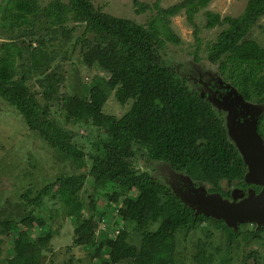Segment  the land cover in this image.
I'll use <instances>...</instances> for the list:
<instances>
[{"label":"trees","instance_id":"1","mask_svg":"<svg viewBox=\"0 0 264 264\" xmlns=\"http://www.w3.org/2000/svg\"><path fill=\"white\" fill-rule=\"evenodd\" d=\"M159 1L149 5L132 0L136 13L150 10L143 24L103 12L94 0H51L45 5L38 0H4L0 5V29L8 33V39L0 41V98L21 115L31 133L81 171L58 176L34 195L27 191L21 196L33 208H40L45 198L60 200L67 216L75 219L73 245L87 247L91 259L105 253L108 260L101 264H180L177 233L204 225L222 228L230 241L240 235L241 225H253L252 237L264 233V225L255 230L254 223L245 222L233 228L221 219L196 214L167 185L165 175L157 177L163 166L186 174L194 186L207 183L208 192L228 197L229 189L225 191L220 183L226 181L228 188L245 186L247 170L199 76L186 77V71L160 55L168 43H181L169 23L181 12L194 26L195 44L200 43L194 17L211 0H182L168 8ZM203 13L206 27L219 22L210 11ZM263 16L264 0H248L243 13L207 46V61L217 65L223 81L244 101L263 106L256 130L264 143V76L260 75L264 45L250 38ZM74 32L79 36L70 41ZM69 44L68 51L64 48ZM197 46L196 62L200 60ZM74 53L77 59L68 75L74 87L67 93L62 90L67 77L60 72L61 62ZM81 76L89 80L84 82ZM110 94L121 105L130 103L121 116L105 111ZM72 125L97 129L89 148ZM141 158L145 166L136 167ZM87 159L95 164L93 168ZM88 170L93 173L94 193L85 203L78 193ZM100 194L105 199L103 209L96 204ZM37 218L29 212L18 221L0 222V234L11 239L8 256L0 264H42L52 233L40 232L29 241L34 229L29 225ZM102 218L121 227L115 236L104 230L95 240ZM16 231L25 233L19 237ZM250 255L258 259L256 252ZM194 257L197 264L210 258L204 253Z\"/></svg>","mask_w":264,"mask_h":264},{"label":"rangeland","instance_id":"2","mask_svg":"<svg viewBox=\"0 0 264 264\" xmlns=\"http://www.w3.org/2000/svg\"><path fill=\"white\" fill-rule=\"evenodd\" d=\"M3 1L0 0V5ZM49 1L51 0H38L41 5H45ZM141 1L149 5L155 2V0ZM181 1L160 0L159 5L162 8H168ZM247 1L211 0L209 5L194 17V22L199 28L198 37L201 39L199 44H195L194 26L187 21L184 12L171 17L169 19L170 27L181 43L177 45L168 43L164 50L160 52L164 60L180 66L181 71H186L184 73L186 77H188V74L196 73L202 86H206L205 81L208 80L209 82L210 79V83L218 87L219 90H215L211 86L215 92L211 93L209 97L214 108L220 111L221 116L225 120V125H227V109L230 105L228 88L231 86L223 81V77L217 70V65L207 61V46L215 42L220 31L227 28L243 13ZM93 4L95 7L101 9V11L110 15L132 19L140 24H143L149 17V14H151L150 10H145L140 14L136 13L132 0H94ZM204 10L210 11L213 17H219V22L213 27L205 26L206 18L203 13ZM78 36L79 32L72 33L70 41H74ZM250 38L260 45H264V16L259 19L251 30ZM7 39L8 33L0 29V41H6ZM71 45L69 44L64 49L69 51ZM197 45H199L197 54L200 60L196 62L193 59V53L198 47ZM66 55L68 56L69 54ZM76 59L74 53V56L68 57L67 60L61 62L62 71L60 72L67 77L62 90L67 93H70L74 87V81L69 80L68 75L71 65L75 64ZM79 68L82 70V67ZM260 75L264 76V70L260 72ZM81 78L84 82L89 80V77L81 76ZM34 89L41 90L38 86H34ZM232 89L236 91L234 87ZM129 107L130 103L121 105L110 94L104 109L109 114L121 116ZM55 115L58 117V114ZM71 128L76 130L78 139L89 148V145L95 140L97 129L76 127V125H72ZM229 136L233 140L232 135ZM142 160L143 158L138 161L136 167L142 168V166H145L146 163ZM87 165L92 168L95 166L89 159H87ZM159 167L162 169V172L156 173L157 177H162V174L165 175L164 172H166L167 185L174 193L184 194V188L189 187L191 182L194 189L204 191L205 195L210 194L207 183L198 182L194 186L192 180L186 174L170 171V169H165L163 166ZM80 172L70 160L59 157L42 138L35 133H31L21 115L0 98V222L7 220L18 221L27 216L29 212H34V215L39 218L29 225L34 228L32 230L33 234L29 236V241L34 240L40 232L48 230L52 233V237L48 242L50 249L43 251L42 264H69V262L70 264H101L102 259L108 260L105 253L100 254V258L91 259L88 255L87 247L73 245L75 219L74 217L67 216L66 209L60 200L45 198L40 208H33L27 205L21 196L22 194H26L27 191L31 195H34L35 190L40 189L44 184L53 181L58 176H69ZM82 172H87V170ZM91 175L93 173L89 171L86 182L78 193L85 203H88L90 196L94 193L91 186ZM244 183L246 182L244 181ZM174 184L177 187H174ZM220 185L225 191L230 189L226 181H222ZM246 185L255 186L248 183ZM221 197L228 201L230 200L226 197ZM96 204L99 209H103L105 199L101 194ZM119 205L121 204L119 203ZM78 221L81 222V219ZM109 222L110 219L107 221L106 218H102L101 224L95 231V240L104 230L113 236L117 234L121 224L116 228ZM241 224H238L236 227ZM204 226L187 233L184 231L177 233L178 263L197 264L194 256L197 255L198 258L199 254L204 253L208 255V258L210 257L209 261L205 264H222V262H224L223 264H264V233L262 232L258 236L252 237L249 233L253 228L252 224L241 225L239 228L240 235L234 241H230L228 233L222 228L209 229L207 227V229ZM259 227L255 225V230ZM36 228L39 231L35 232ZM20 229L26 230L27 226H21ZM207 231H210L209 236H207ZM18 232L16 231L15 235L23 237L25 232ZM0 238L2 240L0 244L1 261L8 256V244H11V239L7 240L5 234H0ZM253 252L257 253V260L251 257L250 254ZM121 264L129 263L123 262Z\"/></svg>","mask_w":264,"mask_h":264},{"label":"water","instance_id":"3","mask_svg":"<svg viewBox=\"0 0 264 264\" xmlns=\"http://www.w3.org/2000/svg\"><path fill=\"white\" fill-rule=\"evenodd\" d=\"M230 89L233 99L229 96L227 131L247 168L244 181L259 186L260 190L248 189L246 196L241 190H233L231 201L218 193L205 195L204 191L192 188L184 194H176L196 214L221 219L228 227L235 228L245 222L259 227L264 225V143L256 130V123L263 106L244 101L237 91Z\"/></svg>","mask_w":264,"mask_h":264},{"label":"flooded vegetation","instance_id":"4","mask_svg":"<svg viewBox=\"0 0 264 264\" xmlns=\"http://www.w3.org/2000/svg\"><path fill=\"white\" fill-rule=\"evenodd\" d=\"M206 82V86L205 87H207L208 88V91L210 92V95H211V93H213V92H215V90H219L218 89V87L217 86H214V85H212L210 82V79H209V82H208V80L207 81H205ZM209 84V85H208ZM215 89V90H212V87ZM216 92H218V91H216ZM213 100H214V98H213ZM155 166V165H154ZM160 168V167H159ZM158 168V169H159ZM159 170H162L161 168L159 169ZM164 174L166 175L167 173L166 172H164ZM174 187H177V185L176 184H174ZM257 187H259V186H249V185H245V186H240V185H238V184H236V185H234L233 187H231L229 190H228V197H226V198H228V199H230L229 201H231V192H232V190H241L242 191V193H243V196H246L248 193H247V190L248 189H251V190H253L254 192H258L259 190H260V187H259V189H257ZM183 188V187H182ZM188 188H192V189H194L193 188V186H190V184H189V187H187V188H184V192H186V191H188ZM225 195V194H224ZM224 197V196H223Z\"/></svg>","mask_w":264,"mask_h":264}]
</instances>
